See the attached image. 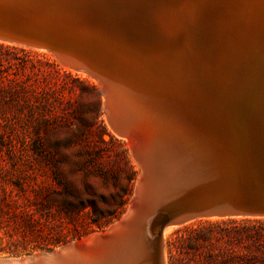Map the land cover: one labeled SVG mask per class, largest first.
Segmentation results:
<instances>
[{"label": "bare ground", "instance_id": "obj_1", "mask_svg": "<svg viewBox=\"0 0 264 264\" xmlns=\"http://www.w3.org/2000/svg\"><path fill=\"white\" fill-rule=\"evenodd\" d=\"M0 31L61 44L99 80L141 165L123 220L163 183L165 164L188 180L165 203H195L224 180L233 141L264 154V0H0ZM149 224L135 233L143 264L153 263Z\"/></svg>", "mask_w": 264, "mask_h": 264}, {"label": "rangeland", "instance_id": "obj_2", "mask_svg": "<svg viewBox=\"0 0 264 264\" xmlns=\"http://www.w3.org/2000/svg\"><path fill=\"white\" fill-rule=\"evenodd\" d=\"M104 97L95 76L57 52L0 39V188L22 184L30 194L33 187L43 188L39 200L47 204L40 206L45 212L61 209L112 218L102 231L67 243L106 232L121 220L140 179L141 165L131 140L107 118ZM20 172L35 174L38 181L3 179L10 174L17 180ZM259 220L264 216L198 217L173 223L166 230L164 264H264V236L256 233H264V224ZM7 243L0 228V257L31 254L1 250ZM43 251L47 250L32 253Z\"/></svg>", "mask_w": 264, "mask_h": 264}, {"label": "water", "instance_id": "obj_3", "mask_svg": "<svg viewBox=\"0 0 264 264\" xmlns=\"http://www.w3.org/2000/svg\"><path fill=\"white\" fill-rule=\"evenodd\" d=\"M0 39L49 48L64 60H70V55L63 51L67 48L53 41L29 40L19 34L2 31ZM168 145L166 142L165 147ZM232 150L233 159L231 156L225 167H221L222 178L227 180L219 185L205 183V188L200 185L204 191L195 203H165L188 181L180 166L173 168L171 164H165L164 170L157 173L163 183L149 190L143 205L138 207L137 202L133 213L127 219H121L115 230L84 243L71 242L40 253L0 257V264H143L144 253L138 248L135 233L148 226V222L152 264H164L163 229L168 224L198 217L264 216V154L258 152L253 143L246 141H233ZM222 157L219 166H223V161L227 159ZM160 204L163 206L158 208ZM154 220L158 221L156 229L153 228Z\"/></svg>", "mask_w": 264, "mask_h": 264}, {"label": "trees", "instance_id": "obj_4", "mask_svg": "<svg viewBox=\"0 0 264 264\" xmlns=\"http://www.w3.org/2000/svg\"><path fill=\"white\" fill-rule=\"evenodd\" d=\"M17 177L13 180L12 175H3L5 181L13 183L27 177L38 181L35 174L20 172ZM54 179L59 182L57 176ZM31 191L32 194L22 184L13 189L0 188V228L8 237L7 245L1 250L10 253L50 250L72 239L80 240L91 232L102 231L112 219L100 220L89 213L79 215L61 209L45 212L40 206L44 208L47 204L39 200L44 197V189L33 187ZM34 197L37 199L33 200ZM257 222L264 224L261 220ZM256 233L259 237L264 236L262 231L257 230Z\"/></svg>", "mask_w": 264, "mask_h": 264}]
</instances>
